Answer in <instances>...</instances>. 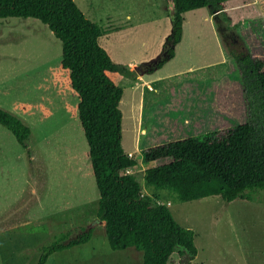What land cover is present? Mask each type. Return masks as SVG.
Here are the masks:
<instances>
[{
	"label": "rangeland",
	"instance_id": "1",
	"mask_svg": "<svg viewBox=\"0 0 264 264\" xmlns=\"http://www.w3.org/2000/svg\"><path fill=\"white\" fill-rule=\"evenodd\" d=\"M73 1L104 30L98 43L111 60L126 68L132 63L134 71L160 54L170 33V0ZM257 6L255 0H226L214 13L207 6L189 11L174 56L151 77L158 78L149 83L158 88L157 93L148 91L144 83L134 89L136 74L110 73L123 91L118 105L120 144L140 161L130 170L140 182L147 168L141 150L153 144L146 145L143 137L134 142L129 101L138 105L135 116L137 123L143 122L141 133L146 129L148 106L155 108L154 119H161L168 116L161 105L170 98L184 108L178 123L180 129L190 128L185 133H194L192 122L197 108L203 106L205 118H224L220 126L237 123L240 110L245 115L239 90L227 83L236 79L230 71V55L245 50L264 59V12ZM60 57V41L39 20L0 18V109L30 130L23 148L0 125V264H34L44 248L56 241L64 243L62 234L72 239L88 228L92 231L87 242L53 252L45 264H142V252L134 247L111 249L104 223L96 218L98 191L84 156L87 144L74 113L76 98L59 69ZM189 68L194 71L187 72ZM211 80H216L215 85ZM198 86L205 91L194 94ZM225 86L228 103H222ZM213 126L220 127L209 122L204 129ZM145 189L141 192L152 193ZM244 193L246 198L230 202L217 195L181 201L173 192L156 191L157 201L169 209L176 223L193 232L196 248L190 260L173 252L168 263L264 264V189Z\"/></svg>",
	"mask_w": 264,
	"mask_h": 264
},
{
	"label": "trees",
	"instance_id": "2",
	"mask_svg": "<svg viewBox=\"0 0 264 264\" xmlns=\"http://www.w3.org/2000/svg\"><path fill=\"white\" fill-rule=\"evenodd\" d=\"M224 1L170 0L171 28L160 54L134 71L111 60L98 43L104 30L87 19L73 0H0V18L37 19L60 41L59 69L76 98L74 113L87 144L84 156L98 191L96 218L104 223L109 247L140 250L142 264H169L173 252L189 260L196 254L193 232L176 223L157 201L156 191L173 192L181 201L217 195L230 202L246 198L247 189H264V59L249 51L230 55L244 108L242 123L143 148L142 161L153 165L142 171V182L127 172L139 161L120 144L118 105L123 91L107 72L132 77L160 68L174 56L185 14L206 6L214 13ZM259 4L264 12V0ZM0 125L27 147L30 130L20 119L0 109ZM142 188L152 193H142ZM91 231L82 230L72 239L62 234L64 243L56 241L44 248L34 264H45L53 252L87 242Z\"/></svg>",
	"mask_w": 264,
	"mask_h": 264
},
{
	"label": "crops",
	"instance_id": "3",
	"mask_svg": "<svg viewBox=\"0 0 264 264\" xmlns=\"http://www.w3.org/2000/svg\"><path fill=\"white\" fill-rule=\"evenodd\" d=\"M256 2H257V7H258V10H259V12H261V9H260V4H259V1L260 0H255ZM241 3H243V5H247V3H244V2H241ZM248 6V5H247ZM188 13V12H187ZM186 13V14H187ZM185 14V15H186ZM185 16H184V21H183V23H182V26H183V24H184V22H185ZM103 34H105V33H103ZM102 34V35H103ZM107 34L108 33H106V36H107ZM182 34V33H181ZM101 35V36H102ZM100 36V37H101ZM99 38V37H98ZM171 60V59H170ZM169 60V61H170ZM164 64H166V62L164 63ZM128 65V68L130 69V70H132L134 67H135V65H133L132 63H128L127 64ZM197 69V68H196ZM232 69H233V67L231 66V68H230V71H232ZM157 70H159V69H156V70H154L153 72H151V73H141V74H136V76L134 77V79L132 80V85H133V88L134 89H139V86H142L143 85V83L144 84H146V89L148 90V91H151V92H153V91H156V93H157V91H158V88H152L150 85H149V83H152V82H154V81H157V79L158 78H155V79H153V78H151L152 77V75L155 73V72H157ZM194 71V69H192V68H189L188 70H187V72H193ZM110 73L111 72H107V75L110 77ZM182 72L181 71H179L178 72V74L177 75H179V74H181ZM169 77V76H168ZM141 82V83H140ZM211 83V86H213V85H215V83H216V80H211L210 81ZM136 83H138V84H136ZM223 83V80H221V82L218 84V85H220V84H222ZM227 83H230V84H232L233 86H234V90L236 91V90H239V85H238V82L237 81H235L234 79L232 80V79H229V80H227ZM134 84H136V86H134ZM194 86V85H193ZM205 86V85H204ZM149 87L151 88V90H149ZM200 87L198 86L197 87V90L196 91H194V94L197 92H199V93H201V91L202 92H204L205 91V89L203 88V90H200L199 89ZM211 89H212V87H211ZM175 89L173 88V90L172 91H174ZM141 91V90H140ZM140 91H139V93H140ZM196 93V94H197ZM144 94V93H143ZM144 95H146V93L144 94ZM229 91H227V88H226V86L224 87V91H223V96H222V98H223V100L224 101H222V103H228V99H229ZM239 98H240V96H239ZM179 105H181V103H175L174 102V99L173 98H170V100H169V102L168 103H164V105H161L162 107V110H164V111H167L168 113V116H163L161 119L160 118H155L154 119V117H157L158 115H156L155 116V114H153L154 113V111H153V109H155L154 108V106L151 108L150 106H148V108H147V110H148V112L145 114V116H147V114H148V116H147V118H145L146 119V121L145 122H147L146 123V129L144 130V133H141V122H138L137 123V117L135 116L136 115V110L138 109V105L134 102V100H132V101H129V107L132 109V111H131V117H132V119H133V129H134V142L135 143H137V140L139 141L140 140V138L141 137H143L144 138V142H145V144L147 145H150V144H153V145H155V144H160V142L161 143H163V142H168V141H166V137H169V141H171V140H175V139H180V138H183V137H187V136H190V135H197V134H201V133H204V132H207V131H211V130H219V129H222V128H224V127H222V126H220L223 122H224V118H222L221 116H218V119L217 120H215L214 118H205V115H206V109L204 108V106L201 108V109H199V108H197V112H196V120H194L192 123H193V125L195 126V127H192V129H193V131H194V133H185V132H187V130H189L188 128H184V129H180V126H179V123H178V120H179V118H180V116H181V114H182V110L184 109L183 107L181 108V107H179ZM180 108L182 109V110H180ZM242 107L240 106V109H241ZM240 116L237 118L238 119V121H237V123H242L244 120H245V117L243 116V113H242V111L240 110ZM133 115H134V118H133ZM210 115V114H209ZM187 116H189L188 114H186V117L184 116V119L186 120L187 119ZM167 117V118H166ZM170 119V120H169ZM165 120V121H164ZM166 120H169L170 121V123L169 122H167ZM209 122H211V123H214V124H218L220 127H215V126H213L211 129H209V130H207V129H204L205 128V126L209 123ZM143 123V122H142ZM236 123V122H235ZM234 123V124H235ZM222 127V128H221ZM203 129V130H202ZM160 132V133H159ZM181 132H184L185 134L183 135V136H178L177 137V134H179V133H181ZM157 133H159V134H157ZM154 135V136H153ZM165 138V141H163L162 142V140ZM150 146H152V145H150ZM125 152V151H124ZM126 153H132L131 151H127ZM139 161V160H138ZM145 163V165H147L146 167H149V165L152 163V162H144ZM138 164H141L140 163V161L138 162ZM136 166V165H135ZM135 166H133V167H131V168H129V170H127L128 172H130V170L132 169V168H134ZM143 171V170H142ZM144 189V188H143Z\"/></svg>",
	"mask_w": 264,
	"mask_h": 264
},
{
	"label": "built area",
	"instance_id": "4",
	"mask_svg": "<svg viewBox=\"0 0 264 264\" xmlns=\"http://www.w3.org/2000/svg\"><path fill=\"white\" fill-rule=\"evenodd\" d=\"M128 156H131V153H127ZM128 172V171H127Z\"/></svg>",
	"mask_w": 264,
	"mask_h": 264
}]
</instances>
